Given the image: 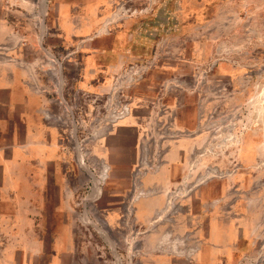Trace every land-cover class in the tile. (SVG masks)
Instances as JSON below:
<instances>
[{
	"label": "rangeland",
	"instance_id": "374dc122",
	"mask_svg": "<svg viewBox=\"0 0 264 264\" xmlns=\"http://www.w3.org/2000/svg\"><path fill=\"white\" fill-rule=\"evenodd\" d=\"M18 196L16 264H264V0H0Z\"/></svg>",
	"mask_w": 264,
	"mask_h": 264
},
{
	"label": "crops",
	"instance_id": "0c3cea01",
	"mask_svg": "<svg viewBox=\"0 0 264 264\" xmlns=\"http://www.w3.org/2000/svg\"><path fill=\"white\" fill-rule=\"evenodd\" d=\"M33 129H31L28 123V140L24 143L17 142L16 145H14V150H45V147H51V145L46 146L44 143H38L37 141H39L40 138H35L36 135L34 134ZM13 199L14 202L17 201L20 205L16 207V213L14 212V215H10V218L12 219H6L9 216H3L2 212L0 211V237L3 235L10 236V239L7 241L4 239V242L3 239L0 238V264H16V261L13 259L12 254L7 255L6 251H9L11 253L12 250H21L22 252L28 254L30 251L33 250V245H31L29 242H25L23 238H21V236H27L28 234L32 233V230H29V222L22 227L19 226V224L17 223V218L22 217L23 213L28 220L31 219V200L29 196H27L26 199H23V197L21 196L13 197ZM1 220L3 221L1 222ZM3 223L5 224V226H2ZM30 228L32 229L33 225H30ZM4 251L5 253L3 254ZM21 264H23V261H21Z\"/></svg>",
	"mask_w": 264,
	"mask_h": 264
}]
</instances>
